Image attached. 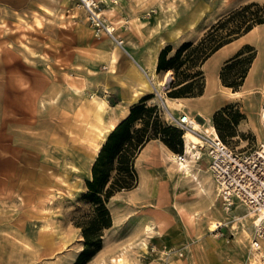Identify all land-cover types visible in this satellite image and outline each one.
Masks as SVG:
<instances>
[{"label": "rangeland", "instance_id": "374dc122", "mask_svg": "<svg viewBox=\"0 0 264 264\" xmlns=\"http://www.w3.org/2000/svg\"><path fill=\"white\" fill-rule=\"evenodd\" d=\"M102 1L114 36L100 32L77 0H0V264H75L85 243L80 223L94 208L86 198L87 180L100 151L96 147L106 140L98 127H104L111 105L128 91L131 54L149 53V38L169 34L163 28L153 34L148 22L154 20L160 28L179 12L185 21L206 25L247 3L264 4V0ZM254 27L246 37L249 42L229 58L244 52L232 80L247 69L245 82L258 54L264 57V23ZM183 43L177 47L164 43L161 50L171 45L173 54ZM247 44L254 50L245 48ZM204 63L184 65L177 73L172 70L173 79L163 85L162 96L152 88L146 94L147 104L157 106L165 125H172L165 106L171 110L177 106H172V98H181L169 94L173 83L200 69L205 73ZM256 77L257 82L247 81L245 86L243 82L242 94L227 104L228 114L237 120L225 126V141L240 150L264 140V60ZM217 111L211 116L213 124ZM189 114L205 124L203 132L210 130L204 110ZM166 146L171 152L181 150ZM203 161L193 171L209 193L181 173L157 176L137 191L130 192L138 185L116 192L108 202L113 224L104 228L102 247L86 264H118L113 257L124 251L130 264H244L253 218L244 206L224 209ZM114 174L115 170L112 178ZM145 191L152 198L144 199ZM134 193L141 195L139 199ZM195 211L200 216L190 215ZM214 218L223 224L211 230ZM147 225L150 232L145 231Z\"/></svg>", "mask_w": 264, "mask_h": 264}, {"label": "trees", "instance_id": "16d2710c", "mask_svg": "<svg viewBox=\"0 0 264 264\" xmlns=\"http://www.w3.org/2000/svg\"><path fill=\"white\" fill-rule=\"evenodd\" d=\"M261 23H264V4L253 1L242 5L213 23L198 42L186 41L173 54H170L173 49L171 45L162 49L158 70L172 69L177 73L184 65L203 64L222 46ZM245 48L254 50L249 44ZM243 54L242 50L239 51L226 61L221 69L222 82L234 90H239L247 73L245 69L236 74L238 76L235 80L231 78L235 64L244 61ZM254 57L253 52L247 59L248 63H251ZM205 85L206 76L200 69L193 77H184L181 81L173 83L169 94L177 97L198 96L204 93ZM149 98L150 96L146 95L134 104L129 115L108 134L92 166V178L87 180L86 198L93 203L94 208L92 214L80 223L85 243L75 264H86L101 249L103 230L113 224L108 202L116 192L138 185L139 173L135 162L146 143L159 138L173 150L180 148L179 152L183 151V131L174 125H165L157 106L147 104ZM228 110L229 106L225 105L214 114V125L224 141L225 126H230L235 119L230 117Z\"/></svg>", "mask_w": 264, "mask_h": 264}, {"label": "crops", "instance_id": "0c3cea01", "mask_svg": "<svg viewBox=\"0 0 264 264\" xmlns=\"http://www.w3.org/2000/svg\"><path fill=\"white\" fill-rule=\"evenodd\" d=\"M215 21L216 19H213L208 24L202 25L200 21H195V19H193V21H185L184 17L181 16L179 12H176L171 17H169L164 22V24L162 22L163 26L160 28L158 24L154 22V20L152 22H148V27H146L147 29L149 28L148 31L154 27L151 30L153 34L157 33L158 29L160 30L161 28H163L164 31L166 29L169 34L165 37H162V39H160L158 36H155L156 34H154V37L152 36V38H149L151 44L149 53H138L135 55L131 54L134 61L129 65V78L127 80L128 91L123 95L119 103H114L111 105L110 112L104 123H109L113 120L117 125L129 115L133 103L141 99L144 95L152 93L151 88H141V80L139 75L141 74V70L139 65L151 71H155L157 79L161 80L162 82L164 81L163 84L170 82L173 79L172 69L161 71L158 70L159 53L163 47V44H171L174 47H177L184 41H196L202 35L204 30ZM254 30L255 27L239 38L225 44L205 61L204 70L206 74V85L204 93L197 97L178 98V101L176 102L178 105L176 107H171L169 102V106L175 115H181L184 112L188 114L193 112L196 113L198 111L200 112L204 110V112L207 114L206 120L210 118L209 120L211 123V116L215 111L224 107L232 99H236V97L242 94V89H239V91H241L240 94H232L234 89L230 86L224 85L220 72L226 60L229 59L243 44L249 42L246 37ZM178 33H181V35L179 36ZM185 33L188 35H185ZM148 60L149 62H146ZM263 60V53H259L246 78V81L244 82V86L247 85V81L249 83L253 81L257 82V72ZM136 93H138V95H136ZM201 107L204 109L200 110ZM210 123H208L209 126L211 125ZM170 152V149L160 139H151L148 141L136 158V165L140 173L139 184L136 188L130 190V192L137 191V188L147 181L155 182L157 176L163 177L166 176L167 173L168 176H175L178 171L176 170V167L173 166V164L175 165L176 163L172 162V160L169 158ZM202 161L206 162L205 164H207L209 170L210 158L206 153H203L202 157L198 161L192 160L188 163L191 168L194 169L193 167H195L197 164H203ZM133 195L136 197V199H139L141 196L137 193H134ZM150 195L152 198V194H148V191H145L143 198L146 199L150 197Z\"/></svg>", "mask_w": 264, "mask_h": 264}, {"label": "built area", "instance_id": "2783aa9c", "mask_svg": "<svg viewBox=\"0 0 264 264\" xmlns=\"http://www.w3.org/2000/svg\"><path fill=\"white\" fill-rule=\"evenodd\" d=\"M87 11L92 24L101 32L114 36L115 27L106 21L101 6L102 0H77ZM118 3L119 0H110ZM164 105V102L162 103ZM160 105V104H158ZM166 120L183 131L195 129L188 113L175 115L167 106ZM203 141L193 146L210 158L209 171L216 184L217 193L226 211L244 206L253 218L250 247L244 264H264V140L248 150H240L224 141L215 125L206 132L195 130ZM203 155V154H201ZM187 152L176 153L178 162L198 161L202 156Z\"/></svg>", "mask_w": 264, "mask_h": 264}, {"label": "bare ground", "instance_id": "6f19581e", "mask_svg": "<svg viewBox=\"0 0 264 264\" xmlns=\"http://www.w3.org/2000/svg\"><path fill=\"white\" fill-rule=\"evenodd\" d=\"M114 9V8H113ZM118 12V11H117ZM116 13V12H115ZM110 16V15H109ZM252 30V29H251ZM178 35L180 36L181 33H178ZM120 43V42H118ZM118 45V44H117ZM161 46V45H160ZM160 48V47H159ZM128 54V53H127ZM135 54V53H134ZM142 54V53H141ZM150 55V54H149ZM152 56V55H151ZM141 57V56H140ZM150 57V56H149ZM135 59V58H134ZM146 62H149L146 61ZM151 63V62H150ZM140 70H141V74L140 75V80H141V88L143 87H147V88H152L156 91V93L160 96H162V87H163V82L159 79H157L156 76V72L155 71H151L147 68H144L143 66L139 65ZM140 72V71H139ZM138 87V86H137ZM147 90V89H146ZM241 91L239 90H234L232 91V94L238 95L240 94ZM136 95H138V93H136ZM141 97V96H140ZM134 98V97H133ZM172 98V97H171ZM133 100V99H132ZM172 106L178 105L176 102L178 101V99H174L172 98ZM179 103V102H178ZM198 116V115H197ZM190 117L193 119L194 125H195V129H188L185 132L184 137V145L186 147L187 152H189L190 154L197 152V154H203V151L201 150H197L195 151V149H193V146L196 145L198 142L203 141L201 139V136L198 134L197 131L195 130H200L201 126L205 125L202 124L196 117L195 115H190ZM210 130L212 129V121L210 123ZM116 124L115 122L112 120L109 123H105L104 127H98L100 130V135L103 137V140H105L108 136V134L115 128ZM96 146V145H95ZM94 148V147H93ZM101 148V143H98V146L96 147V151L98 152ZM95 150V149H94ZM93 150V151H94ZM96 154V153H95ZM95 154H92L95 155ZM202 156V155H201ZM176 153L175 152H170L169 153V158L172 160V162L176 163L175 165L173 164V166L176 167V170L178 171V173H181L183 175L184 178H188L191 180H195L196 183L199 185L200 190L203 191V193H209V189L202 183V180L199 178V176L197 175L196 172L193 171V169L191 168V166L189 165V163L186 161H181L178 162L176 160ZM73 168L78 171V172H83L85 167L82 166H78V165H73ZM217 199V198H216ZM201 212L200 211H195L194 213H191V216H200ZM193 221V220H192ZM223 224V221L221 219L218 218H214L213 220H211V222L209 223V226L211 228V230H216L217 228L221 227V225ZM151 225H147L145 228V231L150 232L151 230ZM248 236V234H247ZM113 260L115 262H117L118 264H130L129 261V257L127 255V252L124 251L122 253H120L118 256L113 257Z\"/></svg>", "mask_w": 264, "mask_h": 264}]
</instances>
